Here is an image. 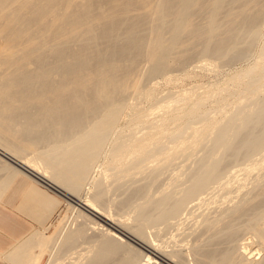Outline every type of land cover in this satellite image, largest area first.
<instances>
[{
  "label": "bare ground",
  "instance_id": "bare-ground-1",
  "mask_svg": "<svg viewBox=\"0 0 264 264\" xmlns=\"http://www.w3.org/2000/svg\"><path fill=\"white\" fill-rule=\"evenodd\" d=\"M263 16L264 0H0V168H11L36 183L58 189L113 229L91 227L97 223L79 209L78 218L88 224L76 231L64 230L56 240L37 234L31 237L21 247L28 252L26 264H41L51 248L46 264H58L65 253L76 250L81 243L91 245L85 255L79 254L77 258H85L78 264H154L152 257L128 241L164 264H264L263 258L257 259L264 250L262 184L254 186L252 199L247 194L249 200L241 198L244 201L233 207L218 202L219 206L200 211L199 233L189 251L177 244L171 249L162 248L147 235L149 228H168L182 215L193 217V210L209 206V199L203 195L220 185L229 165L241 157H252L264 147V53L261 62L237 74L231 85L220 89L215 97L198 99L188 108L145 126L138 123L143 119H139V112L125 130H116L126 101L142 92L145 80L171 73L196 54L225 66L246 59ZM197 18H204L205 24H199ZM141 58L149 67L144 76L136 73ZM232 90L255 99L251 97L249 105L238 103L239 111L218 125L206 156L189 171L179 192L172 190L151 199L146 198L149 184L136 186L126 200L116 203L122 209L132 199L146 198L144 204L137 203L131 224L104 209L107 189L103 178L96 184L92 180L95 191L90 204L77 201L76 196L89 186L94 164L103 153H107L109 171L117 175L135 171L164 153L161 137L170 123L193 126L190 120L199 116L208 101L223 94L225 97V93L234 95ZM250 106L252 109L247 110ZM183 133L181 128L177 135ZM27 154L33 157L27 158ZM154 171L152 176L159 172ZM225 183L220 187L226 191L230 186ZM246 230L253 234L254 242H239Z\"/></svg>",
  "mask_w": 264,
  "mask_h": 264
},
{
  "label": "rangeland",
  "instance_id": "rangeland-1",
  "mask_svg": "<svg viewBox=\"0 0 264 264\" xmlns=\"http://www.w3.org/2000/svg\"><path fill=\"white\" fill-rule=\"evenodd\" d=\"M201 21L205 24L206 20L204 21V18L203 19L201 18V20L199 18L197 20L199 24L203 25ZM258 32H259L258 37L254 41L250 55L246 59L245 58L244 60L242 59V61L241 60L234 61L232 64L231 63L226 64L225 66V64H221L218 60L214 58L212 59L210 57L208 58L201 55L197 56L196 54L197 58L194 57L187 63H184V65L180 66L181 68L180 67L179 68L175 67V69L173 68L174 70L173 69L172 71L170 70L171 73L168 72L167 74H165V76L164 75L161 77L158 76L154 79L149 78L150 80L146 78L147 80H145L146 82H144L145 85H143L144 91L143 89H141L142 92L136 94L137 97L135 95L131 96L129 97V100L126 101L127 106L123 114L121 115L118 125L116 126L117 132L121 130H125L126 126L128 125L127 123H130V121L133 119L134 116L135 119L137 113L139 112L141 113L139 114L141 116L140 117L139 115L137 116L139 117V119L141 117H143V119L141 118L139 120L140 122L138 123L140 124L142 122L140 125L145 126L147 123H151L153 121L155 122L158 120L159 122V120L164 116H166V114L168 113L170 114L176 111L183 110L186 107L188 108L189 107L188 105L194 104L195 102H197L198 99L208 98L209 96L215 97V95L221 92V90H224L226 87L230 86L231 83L233 82V79L236 76H238L239 73L243 74V72L245 73V71L252 68L254 64H257V62H261L262 55L264 53V16L261 18L259 22ZM141 60L142 62L139 61L138 64H140V62L143 64L144 59L141 58ZM144 63H145V65L143 64L144 66L140 64V66L137 65L138 68L136 67V73L138 72L139 75L143 74L142 76H144V74L147 73L148 71L147 68H149L146 67V65L148 66V64H146V61ZM137 69L139 70L137 71ZM139 71L142 72L139 73ZM254 76L256 77L257 75ZM262 77H263V81L261 87L263 91H261L262 92L261 95L264 94V69H263ZM231 93L234 95H231L230 93H225V97H223L224 95L223 94L218 98L216 97V99L213 98L211 101H208L204 105V107L200 110L199 116L195 118V116L198 115L197 114L193 117L194 119L190 120V122L194 121L192 123L193 126L192 125L186 126L181 122L178 124L170 123L168 127H166L163 130V135L161 137V142L163 143L165 149L164 153L159 154L158 156L156 155V157L154 156V158L152 157V159L146 161L144 164L139 165L138 169L136 168L135 171L132 170L131 172H129L131 175L129 173H127L126 175L125 173H121L117 175L116 171L114 170L109 171V169L106 168L107 153H103L102 156L99 158V160L96 162L97 164L96 163H95L96 165L94 164L92 171L93 178L91 176V182L89 183L91 184L92 180L95 183L96 180L99 181L101 178H103L105 182L104 184L105 189H107V194L105 197L106 207H104V209L107 210V213L112 217L120 218L121 221L127 224H131L134 218L133 217L134 209H136L137 206L144 204V202H146V198L152 199L153 197H157L158 195L160 196L163 193L172 190H175L176 192L177 190L182 189L183 188L182 185L185 184L184 182H186L187 181L186 179H188L187 177H189L188 174H190V172L194 170V167L196 168L197 161L199 160V158L201 159L202 157L206 156L207 150L211 147L210 145H212V139L215 134L214 131L218 127V125L225 123L232 114L237 113L239 111V104L241 103L244 104L246 102L245 104L249 105V103H252V98L255 99V97H252L248 93L245 94L239 92L237 93L235 90H232ZM221 98H224L225 100ZM219 99L223 101H220ZM249 109H252V107L250 106L249 108H247V110ZM145 112L147 113L148 117L144 114ZM181 128H184V133L182 136L177 135L178 131ZM258 152L259 153H255L256 155L259 154L258 156H255V154H253L252 157L250 156V158L241 157L240 158L241 160L239 159L240 162L237 161L236 163H232L231 165H229L231 167H229L228 171H226V173L223 174L226 176H222V178L223 177L224 178L223 179L221 178L220 185H225L226 184L225 182H227V186L228 187L230 186L229 187L230 189L228 188L229 190L226 189L225 191L221 189L220 185L214 186L215 188L213 187L214 188L213 190H210L207 192V194L203 195V197H207V199H209L208 200L209 201L208 203L210 204L209 206L205 204L204 206H202V208L200 207L201 209L199 210H197L198 208L196 210L192 209L193 212L195 213V216L192 217L186 214L188 216L187 217L184 214L181 217H179L180 219L178 218V220L176 221L173 220L172 223H170L169 225L170 227L167 226L168 228H166L165 225H159L160 227L156 226L154 229L151 228H149L150 230L147 229L148 230L147 235H149L148 236L149 239L154 241L156 245L161 247L163 246L162 248L165 249H171V246L173 248L177 244L176 246H178V248H183L186 246V249L185 248L184 249L189 251L188 250L189 247L191 246L193 241H195V238L199 233L198 232L199 229L197 228L198 227L197 225H199L201 218L198 217L197 215H199L200 211L203 212L205 210H208L209 208L219 205L223 207L224 206L233 207L234 205H236L235 203L237 202L239 203L243 199H245V201L246 199L249 200L248 195L250 198L254 197L255 196L254 192L256 194V190H253V188L259 186L260 184H262L260 185V187L264 186V180H262L264 179L263 176L264 147L261 149V151ZM25 156H27V158L33 157L31 154H27ZM226 168H228V166ZM250 168H254V170L249 172L248 170ZM154 170H157L159 172H156V174L154 173L155 176H152L151 173L155 172ZM151 177H153V179ZM261 181L263 183H261ZM40 183L42 182L38 181L36 183V180H34L33 178H29L24 174H20L0 199V217L3 218L0 220L2 221L1 228L2 231L6 233L8 231L7 228L9 226H13L14 224L16 225L17 233L15 234L14 239L16 240L17 238V241H15L14 244H16V242H20L24 238H28L30 236L32 237L36 234L40 235L41 237H43V239L45 238L46 240H56L59 238V236L62 233L64 235L65 231H67L68 229H70V231L71 230L76 231V229L77 230L80 229L84 224L86 225L88 224L81 218H78L77 212L79 211V209L80 210L82 209L77 204L70 201L68 198H66V196L61 195L58 189L53 190L52 188L45 186V184L42 183L43 185H41ZM114 183L115 185H113ZM90 184L89 186L86 185L85 189L80 192L81 194L76 196L77 201H79L81 204L91 203L90 198L92 196V193H94L95 188L94 186L91 187L93 183L91 185ZM32 185L46 191L49 195H52L60 202L58 205H54L52 207V214L50 218L45 221L44 224H41L36 219L32 218L28 214L23 213L20 210V205L22 203L24 192L25 190L30 189ZM117 185L122 189L121 188L118 189ZM138 185L139 186L148 185V190H147L148 195L146 196L145 199L144 198H141L142 200L132 199V201L130 202L131 205L128 204L127 206H125V208L123 207L122 209L116 206L117 204H119V202L126 200L130 195V193L132 192V190L136 188V186ZM179 185L180 187H178ZM143 200L145 201L143 202ZM83 211L84 210H82V212ZM84 213H86L88 218L89 216H92L88 214L86 211H84ZM90 218H91L90 221L93 220L94 223H97L96 224L97 227L94 226L95 224H90L91 227H95L97 229H105V230L109 229L110 231L113 230L111 227H109L99 219L95 218L94 216ZM89 232L90 234L93 233L91 231ZM240 237H241L239 239L240 243L247 241L254 242L253 234L248 230L243 231ZM128 242L131 244L132 247L134 246V248L141 250L145 255L152 257L154 264H164L162 261H160L153 255L147 253L139 245L135 243H131L130 241ZM90 245L91 244L81 243L80 246H77L76 250H74L75 252L71 251L65 253L61 257L62 259L60 258L61 260L60 259L59 261L57 260L58 264H63V263L78 264L79 261L84 260L85 256H82L80 259L77 257L79 256V254L85 255L89 251ZM51 250L52 248L47 252L48 254H46L43 257L41 264H46L48 260H50L49 257L52 252ZM37 252L38 250L36 251V253ZM71 253H73L74 255H72ZM188 255L190 256L188 257L191 260L192 256L190 255V253H188ZM262 258L264 259V250L261 251L260 255L257 256V259H259V261L262 260ZM144 259L147 260L146 257ZM55 264H57V262Z\"/></svg>",
  "mask_w": 264,
  "mask_h": 264
},
{
  "label": "crops",
  "instance_id": "crops-1",
  "mask_svg": "<svg viewBox=\"0 0 264 264\" xmlns=\"http://www.w3.org/2000/svg\"><path fill=\"white\" fill-rule=\"evenodd\" d=\"M1 169L2 170L0 172H5L4 174L1 173L2 176L6 175V177L9 178L7 180L5 176L2 177L0 174V181L2 179H4L6 182L8 181L7 183L4 180L0 182V184L2 183L0 185V199L9 189L11 184H13L16 178L20 175L19 172L16 173L11 168L6 169L5 171L3 170V168ZM8 170H12L9 171V175H7ZM13 172L14 174L16 173L14 176ZM59 203L60 202L55 197L49 195L46 191L32 185L30 189H27L24 192L22 203L20 205V210L23 213L28 214L32 218L36 219L41 224H44L45 221L49 219L52 214V207L54 205H58ZM1 219L3 218L0 217V220ZM1 222L2 221H0V264H26L28 252H23L21 247L31 238V236L29 235L30 237L24 238L20 242H16V244H14V242L17 241V238L16 240L14 239V236L17 233L16 225L14 224L13 226H9L7 228L8 233H4L1 228Z\"/></svg>",
  "mask_w": 264,
  "mask_h": 264
}]
</instances>
